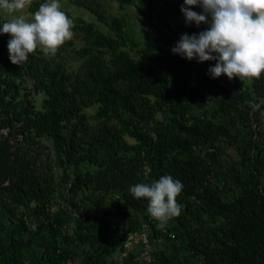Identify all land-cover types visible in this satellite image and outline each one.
<instances>
[{"label": "trees", "instance_id": "1", "mask_svg": "<svg viewBox=\"0 0 264 264\" xmlns=\"http://www.w3.org/2000/svg\"><path fill=\"white\" fill-rule=\"evenodd\" d=\"M117 1L130 6L138 0ZM143 1L153 19L169 31L148 39L141 50L149 67L126 50L125 36L116 31L120 20L110 19L98 0L74 3L94 15L109 32L82 19L73 21L66 13L72 20L73 35L54 55L37 49L28 61L13 64L8 51L10 35L0 34V187L8 182L16 191H25L28 171L35 162L31 148L46 138L52 142L59 161L75 168L74 188L93 185L98 191L119 193L123 206L141 212L145 219L150 216L147 199L134 198L130 186L151 183L162 175L179 179L184 186L179 196H197L211 214H232V226L225 232L231 244H224V254L230 261L264 264V212L245 198L229 205L223 203L205 181L204 164L195 156L196 147L211 135L227 139L226 129L211 123L188 125L183 121L188 109V85L180 67L187 59L173 54L171 49L180 37L170 28V23L183 15L182 3L169 1L159 7L155 0ZM42 2H33L29 12L34 14ZM76 40L80 46H76ZM162 42L169 47L164 48ZM164 54L174 63L161 74L158 65ZM69 58L81 62L77 70L68 66ZM214 63L207 62L203 81L219 79L208 74ZM263 77L231 81L264 96ZM231 86L235 85L229 83L223 93L234 102ZM34 94L43 95L40 110L32 102ZM96 105L97 117L102 121L92 125L86 110ZM226 108L228 113L231 106ZM165 112L167 118L161 120L159 116ZM114 120L118 123L111 124ZM126 136L135 142L128 143ZM82 165L86 170L79 171ZM89 167L95 172H90ZM203 234H189L190 249L204 255L210 264H222L219 258L210 260V253L216 254V248L206 245ZM91 246L94 255L97 249L92 242Z\"/></svg>", "mask_w": 264, "mask_h": 264}, {"label": "rangeland", "instance_id": "2", "mask_svg": "<svg viewBox=\"0 0 264 264\" xmlns=\"http://www.w3.org/2000/svg\"><path fill=\"white\" fill-rule=\"evenodd\" d=\"M36 1L40 0H31V4ZM74 1L60 0L62 10L73 21L82 19L95 24L104 33L109 32L107 26L98 22L86 9L78 7ZM98 1L110 19L120 20L116 31L125 36L126 50L149 67L140 54L141 50L148 39L169 31L153 19L143 0L130 6L117 0ZM169 1L183 3V0L154 2L160 7ZM29 7L23 13L30 19L33 13L29 12ZM194 10L200 11L199 8ZM8 19L10 17L0 10V21L6 22ZM206 27L203 24L200 27L195 24L189 26L184 15H178L170 23L171 30L179 37L184 33H199ZM75 44L81 45L78 40ZM161 45L169 47L165 42ZM194 62L183 61L180 67L188 85L185 96L188 109L183 121L188 125L211 123L216 128H225L228 137L224 139L213 134L205 143L196 147L195 156L204 164L205 181L220 195L223 203L229 205L245 198L263 213L264 96H259L252 89L244 90L236 86L238 82L229 80L227 76L214 82H205L202 78L206 76L207 62L193 66ZM80 63L73 58L68 59L71 70H77ZM173 63L164 54L158 70L164 74ZM192 78L197 81L195 87H190ZM229 83L235 85L230 87L235 93L234 102L229 101L223 93ZM261 84L264 85V77ZM31 99L36 109L40 110L43 95L34 94ZM227 105L231 106L228 113L225 112ZM97 112L98 105L86 110L92 125L102 121L97 117ZM159 118L164 120L167 113L161 114ZM117 123L114 120L111 124ZM1 133L6 134L4 130ZM125 139L128 143L135 142L129 136ZM37 143L31 148L35 162L28 171L25 191H16L8 182L0 187V264H119L124 247L114 228L116 223H103L94 218L85 221L80 216L85 212L101 214L118 206L114 199L115 192L98 191L93 185L74 188L75 168L59 161L50 140L43 138ZM84 170L85 165H82L79 171ZM89 171L95 172L92 167H89ZM177 201L182 205V211L165 228L167 239L156 252V264H210L204 255L189 247V234H197L198 231L205 232L203 237L206 245L215 247L217 253L223 251L210 253V260L219 258L222 264H234L224 254L227 250L224 244H231L225 232L232 226V214H211L197 196H178ZM114 217L121 219L127 234L136 232L146 222L144 214L129 207L124 215ZM96 223H101L102 227ZM161 230L156 227L154 235L161 233ZM91 242L97 249L94 255ZM127 253L128 264H134V253Z\"/></svg>", "mask_w": 264, "mask_h": 264}, {"label": "clouds", "instance_id": "3", "mask_svg": "<svg viewBox=\"0 0 264 264\" xmlns=\"http://www.w3.org/2000/svg\"><path fill=\"white\" fill-rule=\"evenodd\" d=\"M30 5L31 0H0V10L10 17L0 23V34L10 35L9 59L16 65L28 61L37 49L54 55L73 35L72 20L60 0H44L29 19L23 10ZM181 12L189 26L207 27L182 34L173 54L198 63L214 61L208 70L214 79L244 81L264 75V0H183ZM183 187L179 179L162 175L151 183L133 184L129 192L136 199H147L148 214L165 229L181 214L177 197Z\"/></svg>", "mask_w": 264, "mask_h": 264}, {"label": "built area", "instance_id": "4", "mask_svg": "<svg viewBox=\"0 0 264 264\" xmlns=\"http://www.w3.org/2000/svg\"><path fill=\"white\" fill-rule=\"evenodd\" d=\"M199 64L200 63L195 61L193 66H198ZM195 86H197V81L192 78L190 87ZM114 199L115 202L118 203V206L115 208L107 209L101 214H93L92 212L82 213L80 215L82 220L90 221L91 218H94V220H100L101 222L106 221V223H112L114 221L116 223L114 228L117 229L118 237L122 239L124 247V252L120 255L119 264H128L127 251H132L134 253V264H156V252L159 251V248L167 239V229H162L161 233L154 235V230L157 227V221L152 217H148L140 229L134 233L127 234L124 231V224L121 219L114 217V215L122 216L126 212V208L122 206V196L119 193H115ZM74 215L77 216L76 213H74ZM125 249L127 251H125Z\"/></svg>", "mask_w": 264, "mask_h": 264}]
</instances>
